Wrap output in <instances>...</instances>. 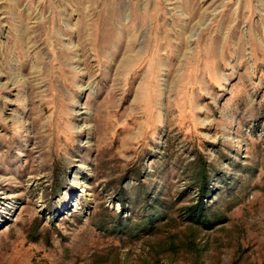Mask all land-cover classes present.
<instances>
[{"label":"rangeland","instance_id":"1","mask_svg":"<svg viewBox=\"0 0 264 264\" xmlns=\"http://www.w3.org/2000/svg\"><path fill=\"white\" fill-rule=\"evenodd\" d=\"M0 264H264V0H0Z\"/></svg>","mask_w":264,"mask_h":264},{"label":"trees","instance_id":"2","mask_svg":"<svg viewBox=\"0 0 264 264\" xmlns=\"http://www.w3.org/2000/svg\"><path fill=\"white\" fill-rule=\"evenodd\" d=\"M208 191H209V187L207 184H203L200 188V194H199V200L198 202H196L195 204H192L189 206V208L187 209L186 212V217H187V220H190L192 222H204V223H207L206 221H204V218L206 217V215L204 216V212L207 210L206 208V204L204 203V200L206 198V194H208ZM149 218H152V217H149ZM118 221L120 223L122 222H126V220L130 219L129 217L127 218H117ZM149 222V223H148ZM145 223L144 225L145 226H149V225H153V221L150 220V221H147V222H143ZM121 224L119 225H114V227H118L120 228Z\"/></svg>","mask_w":264,"mask_h":264}]
</instances>
